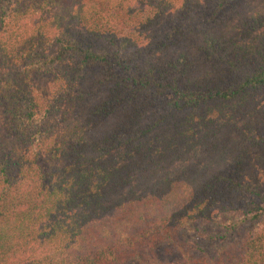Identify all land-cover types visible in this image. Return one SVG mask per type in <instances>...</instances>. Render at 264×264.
Masks as SVG:
<instances>
[{
	"label": "trees",
	"instance_id": "obj_1",
	"mask_svg": "<svg viewBox=\"0 0 264 264\" xmlns=\"http://www.w3.org/2000/svg\"><path fill=\"white\" fill-rule=\"evenodd\" d=\"M248 195L213 264H264V0H0V264H150Z\"/></svg>",
	"mask_w": 264,
	"mask_h": 264
},
{
	"label": "rangeland",
	"instance_id": "obj_2",
	"mask_svg": "<svg viewBox=\"0 0 264 264\" xmlns=\"http://www.w3.org/2000/svg\"><path fill=\"white\" fill-rule=\"evenodd\" d=\"M249 199L258 204L256 197L248 195L239 201L235 209L219 217L223 224L229 220L240 219L236 229L219 227L213 221L195 223L193 229L183 231L175 247L166 242L157 246L150 264H213V248L220 249L226 241L238 239L244 230L250 231L256 226L257 220L249 217V211L253 207L248 203ZM260 205L262 206L261 203ZM221 251L225 259L238 256L236 249H229L228 255L223 253L225 250Z\"/></svg>",
	"mask_w": 264,
	"mask_h": 264
}]
</instances>
